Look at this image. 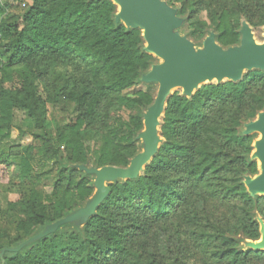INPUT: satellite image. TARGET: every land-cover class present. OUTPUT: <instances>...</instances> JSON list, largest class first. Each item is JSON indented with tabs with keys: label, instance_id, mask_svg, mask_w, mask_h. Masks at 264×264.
Here are the masks:
<instances>
[{
	"label": "trees",
	"instance_id": "16d2710c",
	"mask_svg": "<svg viewBox=\"0 0 264 264\" xmlns=\"http://www.w3.org/2000/svg\"><path fill=\"white\" fill-rule=\"evenodd\" d=\"M165 1L178 9L180 32L186 26L182 34L197 46L209 31L221 47L237 45L242 19L264 26V0ZM21 3L0 0V166L4 175L16 169L0 190L20 195L0 203V250L18 246L92 196L93 177L73 166L126 167L141 150L135 137L154 99L134 87L156 59L142 51L139 30L114 22L111 1L31 0L14 12ZM48 105L61 107L69 120L52 122ZM263 108L264 71L201 85L189 98L170 95L162 143L136 180L108 184L109 195L82 227L64 225L5 252L0 264H150L129 239L149 221H169L175 208H187L199 187L241 202L228 229L196 233L211 264H264V252L240 246L259 239L255 217L264 222V196L251 198L242 184L243 176L257 173L249 160L256 136L241 134ZM13 130L32 143L9 145Z\"/></svg>",
	"mask_w": 264,
	"mask_h": 264
},
{
	"label": "water",
	"instance_id": "95a60500",
	"mask_svg": "<svg viewBox=\"0 0 264 264\" xmlns=\"http://www.w3.org/2000/svg\"><path fill=\"white\" fill-rule=\"evenodd\" d=\"M116 7L114 22L127 30H139L143 41L142 51L158 61L150 65L140 76L139 82L157 86L153 102L142 114V130L135 139L141 150L134 155L126 167L86 165L73 166L85 175L93 177L94 192L77 208L63 218L48 224L38 234L14 248L0 250L1 263L5 252H18L22 248L54 234L64 225L82 227L90 219L102 201L109 195L108 184L117 181L136 180L157 154L162 138L159 135L160 121L168 98L175 90L187 98L204 84L237 82L245 71H264V41H255L252 28L242 20L239 43L227 48L215 41L209 31L200 46L180 32L184 18L178 9L165 0H109ZM264 32V26L262 27ZM264 37V34H263ZM243 136L256 135L252 142L249 160L257 163V173L242 177L247 194L254 198L264 196V108L253 120L242 125ZM259 225V239L243 240L242 249L264 252V222L255 217Z\"/></svg>",
	"mask_w": 264,
	"mask_h": 264
},
{
	"label": "rangeland",
	"instance_id": "374dc122",
	"mask_svg": "<svg viewBox=\"0 0 264 264\" xmlns=\"http://www.w3.org/2000/svg\"><path fill=\"white\" fill-rule=\"evenodd\" d=\"M30 2L31 0H23V3L19 5L15 4L16 8L13 11L22 13L25 6L29 5ZM200 19L206 20L205 13H201ZM249 26L252 28L255 41L258 43L263 42V26ZM185 27L181 33L186 32ZM44 83L50 84V81L46 79ZM6 86L8 87L9 85ZM134 89L147 90L154 96L157 86L155 84L138 82ZM174 93L180 94V90H175L172 94ZM47 108L48 118L52 122H65L69 120L70 116L68 113L63 112L61 107L51 108L48 105ZM120 115L123 118L127 117L126 112H121ZM112 116H116V114ZM21 117L20 114H17L16 120L19 121ZM239 130H241V127ZM12 139L13 141L9 145L18 144L26 146L32 143V139L29 136H24L20 139L16 130L12 132ZM8 175L10 178L15 179L16 169L11 167ZM8 175L3 174L0 166V185L7 183ZM46 190L50 191L49 185H47ZM19 198L20 195H4L0 190L1 204L5 201H17ZM240 206L241 202L237 199H223L219 193L212 192L211 188L199 187L187 208L185 206L180 209L175 208L173 212L174 216L169 221H149L144 231L134 234L129 239V247L140 253L150 264H211L210 254L196 233L204 231V228L208 230L228 229V226L232 225L235 216L238 214ZM188 230L194 231V235L190 234ZM241 237L238 234L235 239H241ZM240 246L242 247V244Z\"/></svg>",
	"mask_w": 264,
	"mask_h": 264
}]
</instances>
